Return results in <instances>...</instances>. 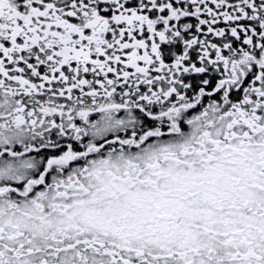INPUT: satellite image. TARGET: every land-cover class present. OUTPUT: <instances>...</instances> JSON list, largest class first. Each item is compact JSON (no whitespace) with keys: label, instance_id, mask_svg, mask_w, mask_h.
<instances>
[{"label":"snow or ice","instance_id":"snow-or-ice-1","mask_svg":"<svg viewBox=\"0 0 264 264\" xmlns=\"http://www.w3.org/2000/svg\"><path fill=\"white\" fill-rule=\"evenodd\" d=\"M0 264H264V0H0Z\"/></svg>","mask_w":264,"mask_h":264}]
</instances>
